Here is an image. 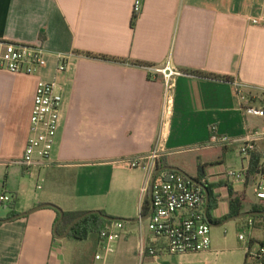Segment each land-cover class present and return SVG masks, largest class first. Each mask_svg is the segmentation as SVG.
I'll use <instances>...</instances> for the list:
<instances>
[{"label": "crops", "instance_id": "1", "mask_svg": "<svg viewBox=\"0 0 264 264\" xmlns=\"http://www.w3.org/2000/svg\"><path fill=\"white\" fill-rule=\"evenodd\" d=\"M136 1L140 12L132 30ZM0 43L41 46L46 53L35 76L0 72V195L12 197L15 214L47 204L63 213L99 211L120 219L122 236L112 252L105 254V243L95 241L90 264H186L195 256L209 263L218 256L212 243L206 253L141 256L149 233L125 220L141 216L146 176L119 162L148 154L160 140L166 153L157 169L175 168L195 181L216 176L210 219L218 224L211 231L231 222L225 220L231 198L248 212L256 178L230 182L222 174L247 173L252 154L240 156L237 168L227 157L238 145L204 146L212 131L231 140L258 131L256 116L246 110L264 111V0H0ZM81 52L127 62L87 59ZM57 54L69 60L59 75ZM167 63L183 73L175 79L168 117L162 76L147 67ZM39 81H55L61 90L62 122L51 165L30 176L17 162ZM188 147L195 148L185 152L192 155L190 167L178 159ZM255 153L261 163L264 141ZM12 212L0 205V221ZM55 220V210L45 208L0 222V264H72L78 243L55 238ZM242 221L235 220L237 231ZM96 255L102 259L95 261Z\"/></svg>", "mask_w": 264, "mask_h": 264}, {"label": "built area", "instance_id": "2", "mask_svg": "<svg viewBox=\"0 0 264 264\" xmlns=\"http://www.w3.org/2000/svg\"><path fill=\"white\" fill-rule=\"evenodd\" d=\"M140 12V3L133 5V14ZM256 24V21H253ZM46 65V53L41 46L0 43V72L27 77L37 75ZM69 68V60L63 54H57L55 74H63ZM162 76L163 79V114L168 117L175 79L183 73L167 63L163 68H149ZM241 84L235 83V92L241 94ZM63 95L55 81H39L35 88L32 108L29 117V136L27 138L22 158L17 165L26 175H33V171L49 167L52 163V154L56 146L57 134L62 122ZM246 113L251 116L264 117V111L248 108ZM264 141V134L254 131L243 139H229L218 136L212 131L208 144L204 148L214 146L229 147L238 145L240 156L248 157L255 152L258 142ZM165 149L158 140L152 150L140 157L122 160L119 164L130 170H139L146 176L142 189L144 194L149 193L150 184L158 168V163L165 155ZM216 177V176H215ZM215 177H205L198 182L203 187H211ZM223 180L241 182L246 179L242 170L227 169L222 174ZM253 182L255 203L264 206V160L260 163L258 174ZM39 189V188H38ZM12 197L0 195V205L10 209ZM152 213L146 220V230L149 233L147 246L141 240L139 253L155 257L157 254L169 256H183L200 254L210 251L211 226L205 212V195L201 187L188 181L181 174L174 171H161L154 177L151 190ZM238 241L245 242L246 237L253 231V221L243 220L239 226ZM123 224L112 222L99 235L100 242L105 243L104 252L109 254L113 250L112 244L122 236ZM249 242V239H248ZM158 244V247H156ZM248 252V249H246ZM249 254L251 252L249 251ZM258 257L264 255V248ZM256 256V254L252 255ZM102 259L96 255L95 261Z\"/></svg>", "mask_w": 264, "mask_h": 264}, {"label": "trees", "instance_id": "3", "mask_svg": "<svg viewBox=\"0 0 264 264\" xmlns=\"http://www.w3.org/2000/svg\"><path fill=\"white\" fill-rule=\"evenodd\" d=\"M136 22H137V16H134L131 18L130 20V28L132 30H134L135 26H136ZM77 55L83 56L87 59H93V60H102V61H106V62H113V63H126V60L123 59H117V58H112V57H108V56H101V55H95V54H91V53H77ZM132 65L135 66H144L142 63L140 62H129ZM148 68H152L147 66ZM261 156L258 155L257 153L251 155L250 157V165L248 168V171L246 173V181L255 178L256 175L258 174V168L260 165V160H261ZM208 193H209V203L207 205V216H208V220L210 222H212L213 224H218V222H213L210 219V212L212 211L213 207H214V196L212 194V187H208L207 188ZM230 193V192H229ZM232 193H230L231 195ZM150 208V202H149V198H148V194L144 200L143 206H142V210H141V216L142 215H146L149 211ZM10 209L13 211L12 214L9 216V218H13L15 216H17V214H15V210L17 209L16 203L12 202V204L10 205ZM102 215H105L103 212H100ZM243 207L240 201H238L236 198H231L229 201V214L228 216L225 218V220L230 219L232 217L238 216L240 214H243ZM247 213V212H246ZM248 213H264V206L263 205H259L257 203H253L251 204ZM56 214V220H55V224L58 222L60 215L58 212L55 211ZM84 213H63V218L62 220L58 223L57 228H56V233L57 235L61 236L63 235L67 228L70 226V224L76 220L78 217H80L81 215H83ZM245 219H251L253 221V229H261L264 231V215L263 216H252V217H246L243 218L242 220ZM121 222V221H119ZM110 224H112V222L103 220L100 216L97 215H91L88 217H85L84 219L80 220L77 224H75L72 229L70 230L69 234L66 237V240L71 241V242H76V243H86L88 241H90L92 238L95 241L99 240V235L101 233V231L106 227L109 226ZM253 240L252 238H249V242H248V252L245 255L244 258V263L243 264H248V258H253L256 260V264H264V255L258 257V255L260 254V250L264 248V240H262L261 242H259V250L256 253V256H252L249 254L250 248L253 245ZM93 254V253H92ZM91 254V255H92ZM72 264H90V259L89 258H80L78 261H76V257L75 260L73 261Z\"/></svg>", "mask_w": 264, "mask_h": 264}, {"label": "rangeland", "instance_id": "4", "mask_svg": "<svg viewBox=\"0 0 264 264\" xmlns=\"http://www.w3.org/2000/svg\"><path fill=\"white\" fill-rule=\"evenodd\" d=\"M255 119V127L257 128L259 132H264V119L256 118ZM206 146V145H205ZM189 149H195L192 147L188 148H182L181 156L178 157L179 160H185L187 163V166H191V156L188 155V153H185ZM238 148H234L233 151L228 155L227 157V164L228 165H236L237 168L240 164V154L237 150ZM253 183V182H252ZM248 198L250 201H255V196L253 193V186L250 190H248ZM247 206V205H246ZM243 209H246L244 206ZM128 227V225H127ZM140 227L142 232H147L146 230V221L140 223ZM239 232L242 233V231H237V226L235 221H231L226 223L225 225L219 227V228H213L211 231V243H212V252H217V257H211L209 263H207L203 259H199L196 256L192 257L190 261H188L186 264H243L244 258L247 253L246 249H248V239L249 237H246L245 242H239L238 241V235ZM252 233V240L253 245L250 248V252L252 255L256 254L259 250V242L264 240V231L261 229H253L251 231ZM94 240L95 238L91 239L90 241L86 243H78L77 249H76V261H78L80 258H89L91 254L94 251ZM68 241V240H67ZM66 241V242H67ZM69 243H74L71 241H68ZM248 264H256V260L253 258H248ZM141 264V262H140Z\"/></svg>", "mask_w": 264, "mask_h": 264}, {"label": "water", "instance_id": "5", "mask_svg": "<svg viewBox=\"0 0 264 264\" xmlns=\"http://www.w3.org/2000/svg\"><path fill=\"white\" fill-rule=\"evenodd\" d=\"M161 171H174V172H177L179 174H181L182 176H184L188 181L194 183L195 185L199 186L202 188L203 192H204V195H205V202H206V212H205V217L208 221V223L210 224L211 227H216L217 225L216 224H213L212 222H210L208 220V216H207V205L209 203V193H208V190L206 187H203L200 185V183L198 181H195L191 178H189L186 174H184L182 171L178 170V169H175V168H170V167H165V168H162V169H157L155 174H154V177L157 173L161 172ZM154 177L152 178V181H151V184H150V188H149V193H148V198H149V202H150V208H149V211L146 215H142V216H139L136 220H125L126 223H141V222H144L146 221L149 216L151 215L152 213V205H151V190H152V183L154 181ZM45 208H51L53 210H55L56 212L59 213L60 215V218L58 220V222L54 225V230H53V234L55 236V238L57 239H64L67 237V235L69 234L70 230L72 229V227L77 224L80 220L84 219L85 217H88V216H91V215H97V216H100L103 220H106V221H109V222H119L121 221L120 219H115V218H111L109 216H106V215H102L99 211H91V212H87V213H84L83 215H81L80 217H78L76 220H74L70 226L67 228L66 232L59 236L57 235L56 233V228H57V225L58 223L62 220L63 218V212H61V210H59L57 207L55 206H52V205H40V206H37L36 208H33L32 210L26 212V213H23V214H19L13 218H9L7 220H4V221H0V222H9V221H13L15 219H19V218H22V217H25L27 215H30L34 212H37L39 210H42V209H45ZM264 213H243V214H240L238 216H235V217H232L230 218L229 220L230 221H235V220H239V219H243V218H246V217H252V216H263Z\"/></svg>", "mask_w": 264, "mask_h": 264}]
</instances>
